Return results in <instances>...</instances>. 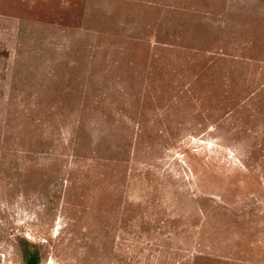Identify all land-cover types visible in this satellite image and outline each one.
<instances>
[{"label":"rangeland","instance_id":"374dc122","mask_svg":"<svg viewBox=\"0 0 264 264\" xmlns=\"http://www.w3.org/2000/svg\"><path fill=\"white\" fill-rule=\"evenodd\" d=\"M264 264V0H0V264Z\"/></svg>","mask_w":264,"mask_h":264},{"label":"trees","instance_id":"16d2710c","mask_svg":"<svg viewBox=\"0 0 264 264\" xmlns=\"http://www.w3.org/2000/svg\"><path fill=\"white\" fill-rule=\"evenodd\" d=\"M37 263H38L37 257L36 256H32V257H30L27 260V263L26 264H37Z\"/></svg>","mask_w":264,"mask_h":264}]
</instances>
